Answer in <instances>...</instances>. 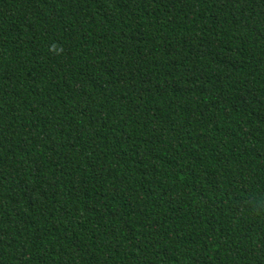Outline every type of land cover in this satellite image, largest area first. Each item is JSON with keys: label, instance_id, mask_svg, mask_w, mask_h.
Returning a JSON list of instances; mask_svg holds the SVG:
<instances>
[{"label": "trees", "instance_id": "trees-1", "mask_svg": "<svg viewBox=\"0 0 264 264\" xmlns=\"http://www.w3.org/2000/svg\"><path fill=\"white\" fill-rule=\"evenodd\" d=\"M0 264H264V0H0Z\"/></svg>", "mask_w": 264, "mask_h": 264}]
</instances>
